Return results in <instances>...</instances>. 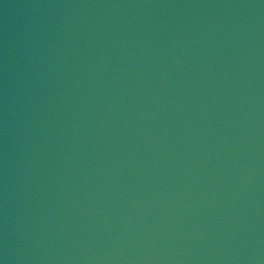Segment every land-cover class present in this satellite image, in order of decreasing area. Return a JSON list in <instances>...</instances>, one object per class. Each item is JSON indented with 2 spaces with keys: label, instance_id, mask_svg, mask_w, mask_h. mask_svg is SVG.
<instances>
[{
  "label": "water",
  "instance_id": "obj_1",
  "mask_svg": "<svg viewBox=\"0 0 264 264\" xmlns=\"http://www.w3.org/2000/svg\"><path fill=\"white\" fill-rule=\"evenodd\" d=\"M0 264H264V0H0Z\"/></svg>",
  "mask_w": 264,
  "mask_h": 264
}]
</instances>
